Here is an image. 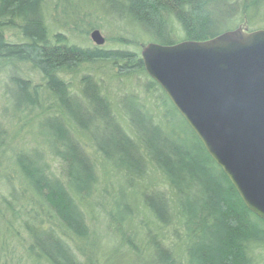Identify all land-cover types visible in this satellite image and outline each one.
Returning a JSON list of instances; mask_svg holds the SVG:
<instances>
[{
    "label": "trees",
    "instance_id": "1",
    "mask_svg": "<svg viewBox=\"0 0 264 264\" xmlns=\"http://www.w3.org/2000/svg\"><path fill=\"white\" fill-rule=\"evenodd\" d=\"M80 1L92 7L91 28L104 27L97 12L121 27L112 40L118 49L83 47L54 33L47 0H0V69L15 70L16 112L43 118L37 139H44V152L21 150L13 158L19 184L31 194L22 214L12 215L27 228L28 258L100 264L103 254V264H116L125 251L127 264H264V220L246 206L141 59L151 42L171 46L240 27L264 30V0ZM9 31L17 40L7 38ZM100 64L125 80L148 77L145 94L152 92L154 103L135 92L114 99L94 71ZM22 65L41 83L18 72ZM4 137L0 123V151ZM47 157L60 163L61 176ZM101 176L117 183L108 201L115 231L108 253L86 217ZM11 220L0 216V234L10 231Z\"/></svg>",
    "mask_w": 264,
    "mask_h": 264
},
{
    "label": "water",
    "instance_id": "2",
    "mask_svg": "<svg viewBox=\"0 0 264 264\" xmlns=\"http://www.w3.org/2000/svg\"><path fill=\"white\" fill-rule=\"evenodd\" d=\"M102 47L106 39L93 30ZM146 73L168 96L246 206L264 220V30L242 27L204 42H155Z\"/></svg>",
    "mask_w": 264,
    "mask_h": 264
},
{
    "label": "rangeland",
    "instance_id": "3",
    "mask_svg": "<svg viewBox=\"0 0 264 264\" xmlns=\"http://www.w3.org/2000/svg\"><path fill=\"white\" fill-rule=\"evenodd\" d=\"M89 4V1L84 3V5ZM82 5L83 3L80 0H47L45 3L46 22L50 25V29L54 33L65 34L72 44L76 43L83 47L96 46L91 39V33L93 30H99L106 39V43L102 47L105 49H118L119 46H116L112 40L119 35L118 31H121V27L118 28L108 17H103L101 13L96 11L98 16L105 20L102 21L104 27L100 25L99 28H91L90 26L93 24L91 21L93 20L89 14L92 7L83 8ZM92 12L96 15L94 9H92ZM124 30L125 32L127 31L126 29ZM88 31L90 33L87 34ZM7 36L10 41L17 40L14 31H9ZM14 71L13 68L0 69V123L4 130V143H6L0 151V216L3 215L5 219L12 218L10 231L0 234V264H39L34 262L31 257H29L30 259L28 258L26 249L29 246L30 237L27 233V228L24 226V220L12 217L13 213L22 214L21 205L26 203L24 197L28 198L31 195L29 192H25L24 188L19 184V177L13 158L15 152L21 150L33 154V149L37 148L44 152V139H37L38 125L40 121H43V118H37L36 114L34 115L31 112H16L15 105L18 102V89L12 87L10 82V75ZM17 71L22 72L26 76H31L35 83H41L40 75L31 71L30 66L22 65L20 71ZM94 71H98V74L104 80L108 92L113 95L114 99L130 92H135L143 97L145 85L150 80L148 77L143 76L125 80L118 76L119 71L109 64L97 65ZM147 96L150 98L148 101L154 103L155 98H151L154 96L153 93L150 92ZM148 101L146 104L150 106ZM163 111L164 109L161 107L157 110L158 114ZM47 161L52 172L56 176H61L60 163L50 157H47ZM116 184L114 179L113 183H105L104 177L101 176L98 191L90 199V204L86 209L89 227L94 237L101 244L104 253L111 248L109 247L111 246L110 241L115 236L114 228L109 224L108 201L111 202L110 198L111 196L113 197ZM13 189L15 190L14 198L10 196ZM102 255H100V261H102L100 264H103ZM127 258H130V256L124 251V254L116 261V264H127L122 261ZM262 260H264V256Z\"/></svg>",
    "mask_w": 264,
    "mask_h": 264
}]
</instances>
